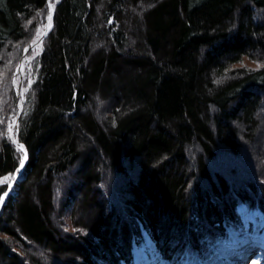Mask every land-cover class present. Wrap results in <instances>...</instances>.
I'll use <instances>...</instances> for the list:
<instances>
[{"label":"trees","instance_id":"1","mask_svg":"<svg viewBox=\"0 0 264 264\" xmlns=\"http://www.w3.org/2000/svg\"><path fill=\"white\" fill-rule=\"evenodd\" d=\"M5 178L0 264L209 260L264 217V0H0Z\"/></svg>","mask_w":264,"mask_h":264},{"label":"rangeland","instance_id":"2","mask_svg":"<svg viewBox=\"0 0 264 264\" xmlns=\"http://www.w3.org/2000/svg\"><path fill=\"white\" fill-rule=\"evenodd\" d=\"M48 25L49 23L46 24L45 28ZM41 40L37 43V45H39ZM20 110L21 108L19 106V112ZM12 189L13 187L11 188V190ZM254 223V225L257 224L256 229H254L250 225L251 223H245L248 224V227L246 228L251 232L244 233V230L246 228H243L242 230L237 229L235 231H232V233L230 232L231 235L226 243H223L218 247H213V249L211 250L213 255L209 260L204 262L197 261L195 264H264V235H262L261 233L264 232V225L261 221ZM142 238L143 240H145L143 233ZM148 242V245L143 244L145 251L143 253H140L139 256L137 254L139 253L140 248H133L135 255V264H168V262L161 261L158 256L154 257L155 250L149 238ZM150 254L152 258H149ZM136 256L139 257L138 260Z\"/></svg>","mask_w":264,"mask_h":264},{"label":"bare ground","instance_id":"3","mask_svg":"<svg viewBox=\"0 0 264 264\" xmlns=\"http://www.w3.org/2000/svg\"><path fill=\"white\" fill-rule=\"evenodd\" d=\"M48 30H49V28H48V26L45 28V30H44V33L42 34V38L45 36V34L48 32ZM41 38V39H42ZM20 65H22V63H20ZM22 69H23V67L21 68V69H19L20 70V74L22 73ZM17 127V126H16ZM12 130V129H11ZM10 135H11V133H10ZM13 135H14V133H13ZM11 139L13 140V137L11 136ZM24 165H25V163H24ZM23 170V168H20L19 167V173L21 172ZM13 187H14V185H13ZM237 213H238V215H239V218L241 219V221H242V227H241V229H243V228H246V227H248V224H245V223H251L250 225L254 228V229H256V225H254L255 223L254 222H258V221H261L262 222V224L264 225V217H263V215H262V213H261V211H254V210H250V209H248V208H246L245 206H243V205H241V206H239L238 207V209H237ZM243 222H245V223H243ZM139 229L142 231V233H143V235H144V237H145V240H143L142 239V241H141V243H140V245L138 246V245H136V246H134V249L136 248V247H139L140 249V251H139V253L137 254L138 256H139V254L140 253H143L144 251H145V248H144V245L145 244H149V242H148V238H149V236H148V234L146 233V231H145V229L144 228H142L141 227V225H140V227H139ZM231 233H232V231H230ZM262 233V235H264V232H261ZM148 237V238H147ZM147 238V239H146ZM150 239V238H149ZM144 244V245H143ZM143 245V246H142ZM133 249V250H134ZM133 253H134V251H133ZM155 256V255H154ZM137 257V256H136ZM138 258L139 257H137V260H138ZM146 262H149V261H146ZM145 262V263H146Z\"/></svg>","mask_w":264,"mask_h":264},{"label":"snow or ice","instance_id":"4","mask_svg":"<svg viewBox=\"0 0 264 264\" xmlns=\"http://www.w3.org/2000/svg\"><path fill=\"white\" fill-rule=\"evenodd\" d=\"M48 7L51 9V8H53V5L51 3H49ZM47 19L49 21L48 27L50 28L51 27V20H52L51 14L48 15ZM9 131H11V128H9ZM17 150L18 151H24V146L23 145H19ZM27 159H28L27 152L24 151L23 158L20 160V168H23L24 167V162ZM6 181H7V178H5L4 181H0V183H5ZM8 188H9V191H10L11 190V185L10 184H9ZM7 195H8V191H5L4 194H3V196H0V204H3L4 198L7 197Z\"/></svg>","mask_w":264,"mask_h":264},{"label":"water","instance_id":"5","mask_svg":"<svg viewBox=\"0 0 264 264\" xmlns=\"http://www.w3.org/2000/svg\"><path fill=\"white\" fill-rule=\"evenodd\" d=\"M22 68V65H20V69ZM17 123H18V118L16 119L14 125H13V128L11 130V136L13 137V133L15 132L16 130V126H17ZM16 182V179H14V181L11 183V188L13 187L14 183Z\"/></svg>","mask_w":264,"mask_h":264}]
</instances>
